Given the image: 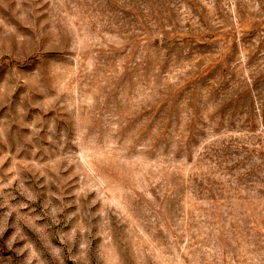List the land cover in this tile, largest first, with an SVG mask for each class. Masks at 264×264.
I'll use <instances>...</instances> for the list:
<instances>
[{
    "label": "rangeland",
    "instance_id": "1",
    "mask_svg": "<svg viewBox=\"0 0 264 264\" xmlns=\"http://www.w3.org/2000/svg\"><path fill=\"white\" fill-rule=\"evenodd\" d=\"M0 264H264V0H0Z\"/></svg>",
    "mask_w": 264,
    "mask_h": 264
}]
</instances>
